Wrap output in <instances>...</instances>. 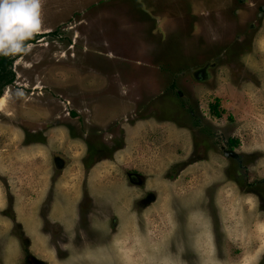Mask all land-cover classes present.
Segmentation results:
<instances>
[{
  "label": "rangeland",
  "instance_id": "1",
  "mask_svg": "<svg viewBox=\"0 0 264 264\" xmlns=\"http://www.w3.org/2000/svg\"><path fill=\"white\" fill-rule=\"evenodd\" d=\"M185 2L42 0L0 111V264H264V9ZM203 42L229 45L199 81Z\"/></svg>",
  "mask_w": 264,
  "mask_h": 264
},
{
  "label": "clouds",
  "instance_id": "2",
  "mask_svg": "<svg viewBox=\"0 0 264 264\" xmlns=\"http://www.w3.org/2000/svg\"><path fill=\"white\" fill-rule=\"evenodd\" d=\"M42 22V0H0V57L28 54Z\"/></svg>",
  "mask_w": 264,
  "mask_h": 264
},
{
  "label": "crops",
  "instance_id": "3",
  "mask_svg": "<svg viewBox=\"0 0 264 264\" xmlns=\"http://www.w3.org/2000/svg\"><path fill=\"white\" fill-rule=\"evenodd\" d=\"M214 1L215 0H193V4H191L190 2H185L186 3V6H185V11L186 12H188V13H193V14H196L197 15V13L198 14H201V13H205L206 11L205 10H203L204 8H210V7H212V9H214ZM219 1V0H218ZM228 1L229 0H221V4L223 5V4H226L225 6L227 7V3H228ZM220 3V2H219ZM193 5V6H192ZM140 6H141V8H142V11H145V9H144V6L143 5H141L140 4ZM225 6H222L223 7V9L221 10V11H224V12H232V11H227L226 9H225ZM140 8V9H141ZM228 8V7H227ZM147 11V13H149V10H146ZM155 26L158 24V25H160V23L162 22V20H161V18H160V16H156L155 17ZM204 28V26L202 25V23H200L199 22V20H196V21H193V33L195 32V33H199L200 32V30H202ZM204 31V29L202 30V32ZM192 37H196V36H192ZM197 38V40H198V37H196ZM167 39V36L166 37H164L163 39H162V41H165ZM160 43V42H159ZM164 44L166 43V42H163ZM163 44V45H164ZM200 44V43H199ZM201 46H204V50L203 51H198V52H196L195 54H194V59L193 60H197V59H199L198 61H202L203 59H204V55H205V53H207L206 51L208 50V52H210V50L206 47V45L204 44V42L203 43H201ZM192 52V51H191ZM215 52V51H214ZM218 53V52H217ZM217 53H216V55H217ZM196 54H197V56H196ZM214 55V54H213ZM213 55L211 56V57H209V58H205L204 59V61H206L207 63H204L200 68H198V69H196L195 71H193V73H196L197 71H199L200 72V76H198V79H199V81H204V80H207L208 78H209V69H212V68H215V69H217L218 67H219V65H214V63L212 64V62L211 63H209L208 61H215V59H216V55L213 57ZM169 58H171L170 56H168ZM164 58V57H163ZM166 58H167V56L165 57V60H166ZM167 60H169V59H167ZM204 69V70H203ZM202 70V71H201ZM204 71H205V77L203 78L202 77V75H204ZM199 72H197V73H199ZM203 78V79H202Z\"/></svg>",
  "mask_w": 264,
  "mask_h": 264
},
{
  "label": "flooded vegetation",
  "instance_id": "4",
  "mask_svg": "<svg viewBox=\"0 0 264 264\" xmlns=\"http://www.w3.org/2000/svg\"><path fill=\"white\" fill-rule=\"evenodd\" d=\"M225 5L226 4H223V5L221 4V0H219V1L215 0L214 1V10H222L223 9L222 6H225ZM227 7L225 6V9L227 11H233V13H235V14H237V13L247 14L249 12L253 13L255 11H259L260 8L262 10L264 9V0H229L227 3ZM66 26L67 27L65 29H68V28L72 29L74 25L73 26L72 25H66ZM62 27H65V26H62ZM54 30H55V28H51L50 30H47V32H39V33H43L42 36H44V33L45 34L47 33L46 35H48V34L54 32ZM36 36L40 37L38 34ZM73 41H74V43L76 42V40H73ZM223 44L224 45H223L221 52L220 51L218 52V54L216 55L215 61L212 62V64L214 63V65H219L220 64L219 61L224 60L225 58L227 59L226 54H228V53H226V50H227L226 45H229V43H223ZM231 49H230V51H232ZM233 52L236 56L239 55L238 53H236L235 48H234ZM197 74H198V76H200V72ZM204 75H206L205 71H204ZM230 154H234V153L230 152ZM132 178H136V181L138 180V178L136 176H132Z\"/></svg>",
  "mask_w": 264,
  "mask_h": 264
},
{
  "label": "trees",
  "instance_id": "5",
  "mask_svg": "<svg viewBox=\"0 0 264 264\" xmlns=\"http://www.w3.org/2000/svg\"><path fill=\"white\" fill-rule=\"evenodd\" d=\"M13 58L14 57H0V95L3 92V89L7 85L11 84L15 79V73L11 69ZM218 101L219 100L216 99L214 104H212V106H211L212 112L216 116H220V111L217 110ZM236 141L237 140H233L232 143L236 144L237 143Z\"/></svg>",
  "mask_w": 264,
  "mask_h": 264
},
{
  "label": "bare ground",
  "instance_id": "6",
  "mask_svg": "<svg viewBox=\"0 0 264 264\" xmlns=\"http://www.w3.org/2000/svg\"><path fill=\"white\" fill-rule=\"evenodd\" d=\"M50 7L48 8H46L45 9V11L43 12V14H42V16H43V20H45V22H46V25H49V24H51L52 22H53V20H55V19H57V17H56V14H54V12L52 11L51 13H50ZM56 12V11H55ZM57 13H59V12H57ZM51 14L54 16V17H52L51 16ZM51 16V17H50ZM51 18V19H50ZM55 18V19H54ZM47 28V27H46ZM44 29L45 28H41V31L40 32H43L44 31ZM44 39V38H43ZM43 39H41L40 41H42ZM42 44H44V43H42ZM20 60V58H18L17 60H16V63L18 62ZM38 81V80H37ZM36 81V82H37ZM26 84V83H25ZM28 85V84H27ZM41 86V85H40ZM9 85H7L6 87H5V89H4V91L2 92V94L0 95V111L1 110H3L4 108H6L5 106L7 105V103H6V101H7V98H8V96H9ZM37 87H39V86H37ZM27 98V97H26ZM29 99V98H28ZM51 101V100H50ZM8 102V101H7ZM41 103H43V102H41ZM62 115V114H61ZM63 116V115H62Z\"/></svg>",
  "mask_w": 264,
  "mask_h": 264
},
{
  "label": "water",
  "instance_id": "7",
  "mask_svg": "<svg viewBox=\"0 0 264 264\" xmlns=\"http://www.w3.org/2000/svg\"><path fill=\"white\" fill-rule=\"evenodd\" d=\"M133 180H136V178H133Z\"/></svg>",
  "mask_w": 264,
  "mask_h": 264
}]
</instances>
